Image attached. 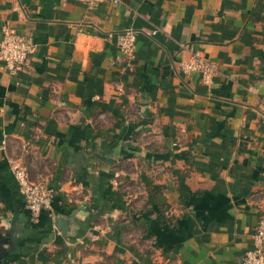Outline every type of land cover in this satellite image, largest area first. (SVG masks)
Wrapping results in <instances>:
<instances>
[{
	"label": "crops",
	"instance_id": "1",
	"mask_svg": "<svg viewBox=\"0 0 264 264\" xmlns=\"http://www.w3.org/2000/svg\"><path fill=\"white\" fill-rule=\"evenodd\" d=\"M1 27L35 47L0 59V264H240L264 213V0H0ZM193 49L209 85L178 68ZM11 159L54 190L36 216Z\"/></svg>",
	"mask_w": 264,
	"mask_h": 264
},
{
	"label": "built area",
	"instance_id": "2",
	"mask_svg": "<svg viewBox=\"0 0 264 264\" xmlns=\"http://www.w3.org/2000/svg\"><path fill=\"white\" fill-rule=\"evenodd\" d=\"M99 0H82L86 7L94 6ZM117 3L120 0H108ZM154 28L152 32H154ZM135 31L131 28L118 31L115 34V44L125 55H129L135 43ZM35 44L30 36L18 34L7 27L0 28V59L8 72L13 74L28 63V56L34 50ZM178 68L184 73H195L202 83L209 85L218 71L216 63L208 59L200 50H191L187 57L178 62ZM261 98L264 104V86ZM264 122V114L261 116ZM10 170L17 183L24 205L31 216H36L43 207L49 206L54 190L41 180H33L28 176L26 167L17 159L10 160ZM264 249V213H260L254 225L252 244L245 249L240 258V264H263Z\"/></svg>",
	"mask_w": 264,
	"mask_h": 264
},
{
	"label": "water",
	"instance_id": "3",
	"mask_svg": "<svg viewBox=\"0 0 264 264\" xmlns=\"http://www.w3.org/2000/svg\"><path fill=\"white\" fill-rule=\"evenodd\" d=\"M54 222H55V225H56V227H57L58 229H62V228H64V226H63V221H61L60 217H56V218L54 219ZM0 241H1V239H0ZM2 253H4V252L0 250V259H1Z\"/></svg>",
	"mask_w": 264,
	"mask_h": 264
}]
</instances>
